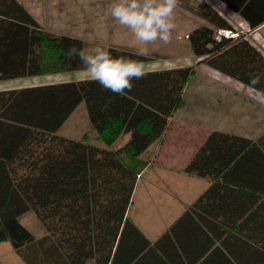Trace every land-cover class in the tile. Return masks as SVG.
Returning a JSON list of instances; mask_svg holds the SVG:
<instances>
[{
  "label": "trees",
  "instance_id": "trees-1",
  "mask_svg": "<svg viewBox=\"0 0 264 264\" xmlns=\"http://www.w3.org/2000/svg\"><path fill=\"white\" fill-rule=\"evenodd\" d=\"M218 1L251 28L264 22L253 11L262 0ZM194 12L207 22L187 34L199 62L247 86L250 75L259 76L253 89L264 94V54L205 0ZM71 45L87 48L79 37L45 30L18 0H0V81L81 71L79 60L68 57ZM106 48L113 56L151 59ZM148 72L123 96L87 79L0 90V242L9 241L25 264H138L148 254L165 262L128 209L143 155L183 104L194 68ZM81 103L93 135H61ZM122 135L127 138L118 144ZM184 171L211 183L160 241L192 220L207 242L208 255L203 251L197 264L211 258L213 264H264V139L213 130ZM28 211L44 235L35 237L19 222Z\"/></svg>",
  "mask_w": 264,
  "mask_h": 264
},
{
  "label": "crops",
  "instance_id": "crops-1",
  "mask_svg": "<svg viewBox=\"0 0 264 264\" xmlns=\"http://www.w3.org/2000/svg\"><path fill=\"white\" fill-rule=\"evenodd\" d=\"M19 2L23 5L21 1ZM223 6L226 8L223 3L220 8L235 31L244 34L264 54V22L251 28L238 14L224 9ZM253 11L255 16L262 17L264 3L255 6ZM202 24L204 23L200 25ZM226 32L229 35V31ZM193 56L194 73L191 77H195V81L186 83L183 104L168 119L161 137L145 151L149 162L137 177L128 209L129 218L147 239L152 243L158 242L157 252L166 259L164 262L155 255L148 254L138 264H197L196 258L206 251L207 242L202 237L198 238L199 226L192 220L179 223L175 228V234H170L161 241L160 239L211 183L207 177L193 176L184 171L188 161L211 131H225L252 140L264 139V94L200 63L201 57L194 54ZM41 78H44V75L15 80L31 83ZM77 80L82 79L64 77L63 80L54 83ZM77 109L78 107L60 129L69 123ZM89 130H92V127ZM120 138L125 141L127 135ZM149 210L153 216H150ZM150 217L152 219L149 223ZM206 252L208 255V251ZM212 259L209 260V264H213Z\"/></svg>",
  "mask_w": 264,
  "mask_h": 264
},
{
  "label": "rangeland",
  "instance_id": "rangeland-1",
  "mask_svg": "<svg viewBox=\"0 0 264 264\" xmlns=\"http://www.w3.org/2000/svg\"><path fill=\"white\" fill-rule=\"evenodd\" d=\"M24 7L37 19L42 27L47 31L54 33H66L83 39L86 46H115L135 51L138 42L132 33L121 26L108 14V6L113 0H19ZM199 0H181L180 7L175 11L176 29L173 33V41L169 45H157L150 55V61L145 62L148 70L166 69L169 67H188L193 66L194 56L188 43L187 34L201 23L207 22L194 12L195 5ZM217 12L224 16L220 6L222 3L218 0H205ZM228 14V13H227ZM229 15V14H228ZM242 26V23H240ZM190 64V65H189ZM65 79H85L81 71L45 74L41 80H33L31 83L19 80L0 81L1 89H10L24 85L37 83H54ZM190 79V80H189ZM188 79L193 83L195 77ZM59 133L66 137L78 138L85 131L92 135L89 130L91 124L87 117L85 105L81 103L76 113L73 115ZM90 124V125H89ZM125 138V136H124ZM124 139L120 138L118 144ZM142 169L147 166L149 158ZM141 171V172H142ZM140 172V173H141ZM139 173V174H140ZM150 216L153 213L150 212ZM130 216H132L130 214ZM152 217L149 219V223ZM19 222L30 230L35 237L44 235V228L33 211H28L19 217ZM0 264H25L22 258L17 254L9 241L0 242Z\"/></svg>",
  "mask_w": 264,
  "mask_h": 264
},
{
  "label": "clouds",
  "instance_id": "clouds-1",
  "mask_svg": "<svg viewBox=\"0 0 264 264\" xmlns=\"http://www.w3.org/2000/svg\"><path fill=\"white\" fill-rule=\"evenodd\" d=\"M180 3L181 0H113L107 11L138 42L134 55L148 57L155 46L172 43L176 29L175 11ZM67 54L69 59L79 60L81 75L85 79L120 96L132 91L134 80L149 74L143 60L113 56L106 47L78 48L71 45ZM260 84L259 76L250 75L248 87L255 88Z\"/></svg>",
  "mask_w": 264,
  "mask_h": 264
},
{
  "label": "built area",
  "instance_id": "built-area-1",
  "mask_svg": "<svg viewBox=\"0 0 264 264\" xmlns=\"http://www.w3.org/2000/svg\"><path fill=\"white\" fill-rule=\"evenodd\" d=\"M220 33H225V35H227L228 34V32H226V31H220Z\"/></svg>",
  "mask_w": 264,
  "mask_h": 264
},
{
  "label": "bare ground",
  "instance_id": "bare-ground-1",
  "mask_svg": "<svg viewBox=\"0 0 264 264\" xmlns=\"http://www.w3.org/2000/svg\"><path fill=\"white\" fill-rule=\"evenodd\" d=\"M224 10V9H223Z\"/></svg>",
  "mask_w": 264,
  "mask_h": 264
}]
</instances>
